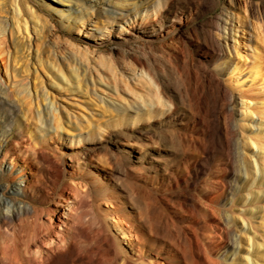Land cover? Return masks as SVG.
I'll list each match as a JSON object with an SVG mask.
<instances>
[{
  "label": "rangeland",
  "instance_id": "obj_1",
  "mask_svg": "<svg viewBox=\"0 0 264 264\" xmlns=\"http://www.w3.org/2000/svg\"><path fill=\"white\" fill-rule=\"evenodd\" d=\"M263 12L264 0H0V148L29 132L38 145L54 138L50 156L59 163L74 154L106 156L112 183L132 177L142 184L137 177L146 176L164 211L192 224L208 264H264V164L257 152L264 102L245 106L228 94L221 118H208L213 128L197 145L175 125L185 111H203L189 88L193 69L219 72L216 85L243 81L235 68L245 63V37H256V53H264ZM240 16L244 32L236 31ZM17 188L0 167V208ZM198 198L207 215L196 213ZM202 224L212 238L202 236ZM187 256L204 264L194 249Z\"/></svg>",
  "mask_w": 264,
  "mask_h": 264
},
{
  "label": "bare ground",
  "instance_id": "obj_2",
  "mask_svg": "<svg viewBox=\"0 0 264 264\" xmlns=\"http://www.w3.org/2000/svg\"><path fill=\"white\" fill-rule=\"evenodd\" d=\"M53 2L61 3V0H53ZM240 19L238 21L241 24L237 26L236 31L244 32L248 23L244 24L243 17ZM245 38H247L244 42L247 52L245 63H239L235 68L243 78L241 83L229 82L227 86L216 85V81L218 83L220 81L219 72L212 69L203 70L202 67L200 68L203 70L202 73L199 67L191 71L188 78L189 88L203 111L189 109L184 112L181 122H178L179 120L177 123L174 122L186 131L184 137L187 142L197 145L196 142L201 140V135L211 131L213 126L208 118L211 117L212 121L214 118H221L219 109L226 107L228 94L237 93L239 103L245 106L249 102H264V53H256L253 45L256 37L250 35ZM237 50L235 49L236 52ZM250 79H253L252 85L244 87V83ZM216 94L218 105L214 106L212 99ZM174 103L171 104V110L176 108ZM166 105L168 104L162 101L159 103L150 101V106L154 108L162 109ZM262 111L264 116V110ZM220 122L219 124L222 125ZM26 135L13 138L4 148H0V167L6 169L11 181L19 182L21 185L13 195L7 197L6 209L0 208V264H178V259L184 260V264H192L187 258V248L196 250L197 259L208 264L204 257L205 244L192 224L185 223L183 217V221L174 219L175 217L164 211L163 206L155 201L154 196L146 188V176L137 177L144 181L142 184L137 181L140 179L132 180V177L125 179L126 185L112 183L111 176H114L115 170L111 164L113 161L107 160L108 157L105 156L106 159L98 157V153L95 154L96 156L87 155L85 151L87 154H74L67 157L66 163H59V160L56 161L50 156L55 150L54 138L50 139L54 145L46 139L38 145L30 138L29 132ZM258 145L257 152L260 153L261 163L264 164V145ZM138 149L139 152L144 151L142 145ZM182 162L184 165L187 164L184 160ZM193 206L199 207V211L196 212L198 215L206 208L201 206L199 198L195 199ZM189 209L192 208H188V211ZM156 227H159L160 231ZM210 228L207 224L200 226L203 237L213 235Z\"/></svg>",
  "mask_w": 264,
  "mask_h": 264
}]
</instances>
